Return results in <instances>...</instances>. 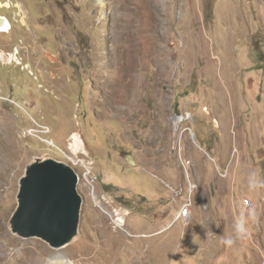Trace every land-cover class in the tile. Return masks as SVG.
Segmentation results:
<instances>
[{
  "label": "rangeland",
  "instance_id": "obj_1",
  "mask_svg": "<svg viewBox=\"0 0 264 264\" xmlns=\"http://www.w3.org/2000/svg\"><path fill=\"white\" fill-rule=\"evenodd\" d=\"M103 2L0 0V52H18L0 59V164L14 176L0 255L58 252L7 226L26 164L46 154L79 176L69 264H264V188L248 186L264 179V0ZM98 57L113 77L102 85ZM241 215L246 237L222 244Z\"/></svg>",
  "mask_w": 264,
  "mask_h": 264
},
{
  "label": "water",
  "instance_id": "obj_2",
  "mask_svg": "<svg viewBox=\"0 0 264 264\" xmlns=\"http://www.w3.org/2000/svg\"><path fill=\"white\" fill-rule=\"evenodd\" d=\"M17 185L16 207L7 222L12 235L39 239L56 251L80 238L84 200L71 165L46 154L33 157Z\"/></svg>",
  "mask_w": 264,
  "mask_h": 264
},
{
  "label": "bare ground",
  "instance_id": "obj_3",
  "mask_svg": "<svg viewBox=\"0 0 264 264\" xmlns=\"http://www.w3.org/2000/svg\"><path fill=\"white\" fill-rule=\"evenodd\" d=\"M97 3H98L99 10L103 11V9H104L103 0H97ZM145 9H149V6L146 5ZM116 12H117V10H116ZM114 13H115V11L113 8L111 11L112 17H115ZM159 22H160V20H159ZM9 23L10 22H8L7 19L5 17H3L2 20L0 21V32L3 33L5 31H7V29H10ZM21 24H25V22L23 21V22H21ZM152 30H153V28H152ZM17 53L18 52L16 51V52H14V54H5L4 51H1L0 52V59H2L3 61H5L8 64H11L13 61H16ZM5 56H7L8 60H6L4 58ZM49 59H50V61H54V59L52 57H49ZM94 60H95L94 70L92 72H90V75L93 76V78L97 84L102 85L107 81L106 77L111 78L112 75L107 74V72L105 71L106 63L103 61L102 57H98ZM17 64L20 65L21 63H17ZM111 87H115V84H112ZM124 90H125V88H123V90L120 92L124 93L125 92ZM113 92L116 94L117 90H114ZM189 116H190L189 114H185L184 116L174 117L173 122H174L175 128L178 127V125L181 121L189 118ZM69 141H71L70 145L74 148H77V149H80L81 146H85L84 142L81 140V137L78 133H73L70 136ZM12 169H13V165L5 163L4 161H2V163L0 164V194L3 193V189H8V187L10 186L11 180L14 179L13 175H9L11 173ZM16 174H17V172H16ZM117 220L120 223V225L118 224L117 226H123V223H122L123 221L120 219H117ZM0 236H1V234H0ZM16 243H17V241H16ZM17 246H18V244H17ZM17 246L16 245L13 246V249L3 247L1 250L2 254L0 255V262L4 261L5 264H69L66 256L63 255V253L60 251L55 252L53 255H50L45 260L44 259L45 253H42L41 250H38L36 243H34V242L33 243H25L24 246H22V247L19 246L20 248H16ZM25 254H27L30 257L28 262H25ZM4 262H2V263H4ZM132 263H133V261H132ZM136 263L138 264V262H136Z\"/></svg>",
  "mask_w": 264,
  "mask_h": 264
},
{
  "label": "clouds",
  "instance_id": "obj_4",
  "mask_svg": "<svg viewBox=\"0 0 264 264\" xmlns=\"http://www.w3.org/2000/svg\"><path fill=\"white\" fill-rule=\"evenodd\" d=\"M248 186L249 189L252 191L264 188V179H261L259 175L254 172L249 176ZM195 187L196 186L193 185V188ZM233 228H234L235 237L231 235L228 236L227 238L221 241L222 244L227 246H233L237 239H243L244 237H246L247 235L246 220L243 215L235 218Z\"/></svg>",
  "mask_w": 264,
  "mask_h": 264
},
{
  "label": "built area",
  "instance_id": "obj_5",
  "mask_svg": "<svg viewBox=\"0 0 264 264\" xmlns=\"http://www.w3.org/2000/svg\"><path fill=\"white\" fill-rule=\"evenodd\" d=\"M76 160H73V158H70V163L73 165ZM87 172L85 171V168H83L82 177H87ZM77 179L79 180V176L77 175ZM182 214H185L184 212Z\"/></svg>",
  "mask_w": 264,
  "mask_h": 264
}]
</instances>
